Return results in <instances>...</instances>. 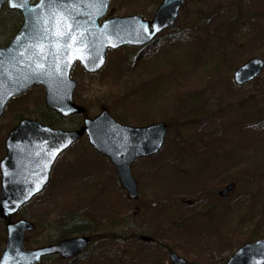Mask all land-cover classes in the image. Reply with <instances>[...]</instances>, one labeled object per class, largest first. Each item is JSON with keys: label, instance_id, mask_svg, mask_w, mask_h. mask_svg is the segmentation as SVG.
I'll return each mask as SVG.
<instances>
[{"label": "rangeland", "instance_id": "1", "mask_svg": "<svg viewBox=\"0 0 264 264\" xmlns=\"http://www.w3.org/2000/svg\"><path fill=\"white\" fill-rule=\"evenodd\" d=\"M162 1L113 0L108 17L137 14L145 20H150L155 16ZM187 1L179 22L174 29L160 36L159 45L154 52L147 53L145 49H126L108 54L107 64L102 73L90 76L78 68L72 73V79L78 82L74 102L86 108L91 118L100 113L101 107H105L117 122L120 120L126 125L137 126L133 118L146 110L149 122H167L170 130L159 155L150 161L134 163L136 164L132 167L134 174L139 177L142 175L140 177L142 184L140 182V186L138 184L140 198L137 202H130L128 209H123L124 214L110 218L101 210L94 208L79 209L82 211L75 213L86 221L89 231L96 228L100 235L107 233L123 237V245H117L115 242L104 243L99 250L100 245L96 244L88 252V254L94 252L99 256L110 252L113 260L120 258L115 264H167L169 251L198 264H225L238 249L236 247L239 244L238 239H242L240 235L235 234L233 228L239 229L240 232L242 229L241 236L248 237L250 231L247 227L252 221L253 223L256 221L258 225L255 234L259 237L256 239L264 240V205L261 203L264 202V182L262 186L256 187L251 176L242 171L231 170L232 162L236 158L235 152L239 149L243 153L242 157L249 163L264 162V126L259 124L260 119L264 120V70L258 80L248 83L245 87L238 88L232 84V75L236 67L251 58L264 59V0ZM210 11H213V16L209 14ZM7 15L5 11L3 21L0 23V47H5L9 43L20 25L19 19L15 20ZM235 37L239 42L234 48ZM202 41L206 46L205 55L200 61L198 59L200 53H196V50ZM180 55L181 57H178ZM127 56L134 61L137 60V68L124 69ZM175 57L177 62L182 60V66L177 70L171 68L176 64ZM151 62L153 66H150ZM163 67L170 70L166 76L173 74V79L154 84L152 81L156 76L160 77ZM214 67L216 70L213 72V78H210L211 74L207 73V70ZM203 69L204 73L201 74L200 71ZM141 73L146 77L144 86L149 85V88L153 89L151 95H155L149 103H146L145 95L141 96L143 92H136L138 91L136 80ZM190 94L196 97L190 99ZM180 97L185 99L182 104L185 108L178 112L176 104ZM230 97L234 98V102ZM43 101V90L34 88L29 94L9 103L4 117L0 120V159L5 153L3 145L6 136L20 119L45 121L43 116L46 110ZM227 105L231 106V110L224 114L227 117L226 125L236 131L241 130L240 133L256 126L253 133L261 138V143L256 144L252 138L247 139L248 132L245 136L246 141L239 145H229V136L232 132H228L224 142H218L219 145L215 143L217 137L223 134L222 122L225 121L221 115L212 120L209 116L215 109L225 108ZM199 107L200 110L203 109L204 114L196 112L197 115L191 116V111ZM78 122L81 123V119L74 118L57 122L56 126L74 129ZM181 130L185 131L183 135L186 140L201 138L207 145H211L216 155L213 163L209 160L212 168L210 166V170L204 171L206 173L202 180H206L205 186L202 187L204 198H199L197 194L200 191L198 184L197 188L192 186L185 191L176 190L182 194L177 196L176 208L166 211L170 217L167 222L169 225L167 223L160 225L159 219L156 218L158 211L152 207L157 200H165L166 194L163 197L160 189L169 194L175 186L190 184L196 171L195 168L189 170L186 165L182 166L180 163L173 169L171 167L173 157L181 144L179 137ZM202 133L205 137L201 136ZM195 148L201 154L205 146L199 144ZM220 150L224 152L219 153ZM188 153L192 155V152ZM225 161L227 163L222 165ZM54 168L51 183L45 188V192L35 197L14 218L37 223L36 232L28 235L29 249H37L48 242L57 241L60 237L57 227H60L62 221L69 216L67 209L65 210L57 199L58 194L63 192L59 189L60 177H67L75 184L76 189L88 190L86 188L88 184L94 185L97 191L104 190L108 196L114 187L113 167L94 155L85 139L60 156ZM157 168L159 172L151 176L149 180L151 183L148 184L145 173H153ZM230 182L236 183L235 190L228 198L217 200L219 190ZM245 197L251 201L245 200ZM166 199L171 200L172 197L168 196ZM241 199L243 205L241 203L237 207L231 206ZM178 201L181 202V206ZM187 201L191 204H186ZM202 201H207L206 207L200 205ZM258 205L263 207L260 208ZM165 206L161 205L164 209ZM168 207L167 205L166 210ZM137 208L139 212L134 214ZM78 217L76 219H79ZM215 223L219 228L212 226ZM5 236L4 224L0 221V254L4 249ZM142 237L155 241V245L147 242L143 244L140 240ZM198 241L200 247H195L194 243ZM204 241L205 243H202ZM89 256L82 257L76 264H84ZM55 261L56 258H51L42 264H55Z\"/></svg>", "mask_w": 264, "mask_h": 264}, {"label": "water", "instance_id": "2", "mask_svg": "<svg viewBox=\"0 0 264 264\" xmlns=\"http://www.w3.org/2000/svg\"><path fill=\"white\" fill-rule=\"evenodd\" d=\"M10 10H19L24 25L15 40L6 49H0V119L12 98L24 94L32 86H43L45 103L50 111L63 118L84 114V110L72 102L76 83L69 80L73 65L78 61L88 73L100 71L105 64V53L126 46H145L163 30L171 28L179 17L185 0H164L151 22L140 17L114 18L98 21L106 15L112 0H105L106 6L92 0H41L30 6L32 0H0V13L4 2ZM53 12L67 15L68 22L77 27L73 37L62 42L63 51L57 53L55 42H47L48 54L37 55L34 45L38 42L43 21H48ZM74 18V19H73ZM151 28V29H150ZM147 29V31L145 30ZM37 64L43 68L38 69ZM264 67L260 59L250 60L234 73V84L242 86L254 80ZM84 127L75 132L51 129L34 120H22L10 131L5 141L6 154L0 161V218L5 221V248L0 264H40L43 258L60 256L70 260L80 255L91 245L89 237H73L37 250H25V232H32L35 226L27 221L12 222V217L35 196L44 191L49 183L50 173L58 156L68 150L77 140L87 135L89 144L110 160L116 168L120 185L132 200L138 199V186L130 173L132 163L141 157L158 154L167 134L165 125H151L147 128L126 127L115 122L102 109L100 116L85 119ZM234 185L226 187L222 196L230 194ZM172 264H189L174 254ZM226 264H264V241L243 245Z\"/></svg>", "mask_w": 264, "mask_h": 264}, {"label": "trees", "instance_id": "3", "mask_svg": "<svg viewBox=\"0 0 264 264\" xmlns=\"http://www.w3.org/2000/svg\"><path fill=\"white\" fill-rule=\"evenodd\" d=\"M209 14L213 16V11H210ZM12 16L14 17L15 14H12ZM234 41H235V44H234V48H235V47H237L239 40H237V38L235 37ZM205 46H206L205 42L202 41V43L200 45H198V50H196V53L197 52L200 53L199 57L201 59H202V56L205 55ZM176 58L177 57H175V62H176L175 65H174V63H172V61H170V63H172L174 65L171 68H174L177 70L179 67L182 66V64H181L182 60L180 62H177ZM236 60H239V59L236 58ZM234 61L235 60H233V62ZM124 62L126 63V65H128V69L130 67H132V69L137 68V66L133 64L132 58H130L128 56L126 57ZM153 65L154 64L151 62L150 66H153ZM215 67L217 69V66H215ZM215 67H214V69L208 68V70H207V73L211 74V75H209L210 78H213V72L216 70ZM168 72H170L169 69L166 70L164 67L161 68L160 77L156 76V79H154L152 82L155 84V83L160 82V81L162 82L164 80L173 79V74L168 76V77L166 76L168 74ZM200 73L203 74L204 69L201 70ZM145 78L146 77L141 73L139 78L136 80L137 81L136 88L138 90L136 92L137 93L143 92L141 94V96L144 94V92H146L149 89V85L144 86ZM214 79H213V81H214ZM159 97L161 98L162 95L160 94ZM193 97H196V96L190 94V99H193ZM230 99L234 102L233 97H230ZM184 101H185V99L180 97L178 104H176V106H177L176 108L178 109V112H181L183 110V108H185L182 105L184 103ZM199 101H200V99H199ZM146 103H148V102H146ZM230 107L231 106L227 105L225 108H218V109H215L214 112L210 113L209 118L211 120L213 118H216L217 115H221V117L225 121V123L222 122V128H224L223 134H221V136L217 137V140L215 143L218 144V142H224L226 140L225 137H227L228 132H232V134L229 136V138H230L229 145L230 146L232 144L239 145L240 143H243L244 141H246L245 136H246L247 132L249 133L247 135V139L252 138L253 141H256V144H257V142H260L261 138L257 137L253 133L256 126H252V128H250L249 131H244L243 133H240L241 130L236 131L235 129L231 128L228 124L226 125V118L227 117H225L224 114L226 113L227 110H231ZM202 111H203V109L200 110V107H199V108L194 109L193 112L191 111L190 114H191V116H194V115H197L196 112L197 113H203ZM43 117H45V119H44L45 123H48V125H50V126L55 125L54 122L51 121L50 119H47L46 116H43ZM148 118H149V114H147V111L145 110V111L137 114V116H135V118H133V120H135V122H136L135 124H138V126H140V125H145L146 123H151V122H149ZM47 120H49L50 122ZM191 122L194 123V121H191ZM188 123H190V122H186V124H188ZM259 124L264 126V120L260 119ZM263 129H264V127H263ZM183 133H185L184 130H181L179 132L181 144H180L178 150L176 151L177 154H175L173 157L171 165L174 167H177L180 163L182 166L186 165L185 167H187L189 170L195 168L196 171H195V174L193 175L192 179L190 180L191 183L186 184V185L183 184V185L185 187H189L191 189L194 184H198L200 192L202 193V191H204L202 189V187L205 186L204 183L206 182V180L202 181L203 177H205V174H206L204 171L205 170L207 171V169L208 170L210 169L209 162L210 161L212 162L214 160L213 156L215 158V153L214 154L212 153L211 145L210 146L207 145V143L204 142V140H202L201 138L196 139V138L191 137L193 139V141L186 140ZM263 134H264V131H263ZM201 136L205 137V135L203 133ZM212 142H214V141H212ZM199 144H203L205 146V148H208V150H209L208 151L207 149H205L206 151L204 152L203 157L201 154L198 153V150H196V148H195V147H198ZM257 148L260 149L261 147H257ZM191 149H195V150L193 151ZM188 151L192 152V155H190L188 153ZM222 152H224V151L220 150L219 153H222ZM206 153L209 156L207 158L204 156ZM246 153H247V151H246ZM242 154L243 153L241 152L240 149L235 152L236 158L233 160L234 162H232L233 165H231V170L242 171V173L252 177V180L254 181L255 186L256 185L262 186V183L264 182V162L259 163L258 161H256V162H250L249 163L247 160H245V158L242 157L243 156ZM231 157H234V156L231 155ZM225 163H227V162L226 161L223 162L222 165H224ZM211 168H212V166H211ZM60 178H61L60 187H61V190L63 192H60L58 194L57 199L60 200V201H58V203L61 204V206L63 208H65V210L67 209L69 216L67 217L66 220L62 221L63 224L60 227H57L58 232L60 233L59 239L60 238H69V236L88 233L89 235L92 234L93 241H96L100 246H102V244L105 242H109V243L112 241L117 242L119 239H121L120 241H122L123 237L118 236V235H114V234L111 235V234H107V233L100 235L99 231H97L96 228H94L92 231L91 230L89 231V226L86 223V221L80 219L78 217V215L75 214V213H79V211H82L79 209H89V208H94V209L99 210V211L101 210V212L104 215H108L110 218L111 217H117V216L124 214L125 212L123 209H125V210L128 209L127 207L129 206L130 202L128 201L127 197H125L124 193L122 191H120V189H119L120 187H118L117 182L115 181V183H113L114 187L112 186L113 187L112 190H114V191L110 190V195L108 196V195H106L107 193L104 192V190L100 189L99 191H97V188H95L94 185L89 186V184H88L89 187L88 186L86 187V188H88V190L76 189L75 184L72 183L71 181H69V179L67 177L63 176ZM226 182H228V181H226ZM207 185L208 184H206V186ZM222 185H224V184H222ZM120 192H121V194H120ZM180 194H182V192H180ZM106 196H108V197L106 198ZM176 196H178V195L176 194L173 197H176ZM244 199L245 200L248 199L249 202L251 201V199H249L248 197H245ZM242 201H243V199L236 201V202H234L235 205L231 204V206L237 207L241 203L243 205L244 202H242ZM168 202L169 201L167 199H165V200L160 199V200H157V202H155V204L152 206V207H154V209L156 208V210L158 211L156 218L159 219L160 225H163V224L166 225V223L168 222V220L170 218L168 216V214H166V211H168V209H170V208H167V210H166V208L164 209L161 207V205H165ZM261 203H263V202L261 201ZM263 205H262V207H263ZM231 206H229V208H231ZM259 206H261V205H259ZM74 209H76L77 212H75ZM187 216H190V214H187ZM191 216H193V215H191ZM76 217H78L79 219H76ZM193 218H194V216H193ZM250 224H251V226H250ZM167 225H169V223H167ZM94 227H96L95 224H94ZM217 227L219 228V226H217ZM257 228H258V225L256 224V221L254 223H253V221L251 223H249L248 227H247V229H249V231H250L248 237L245 235L241 236L242 235L241 234L242 229L240 232L239 229L233 228L235 234L240 235L239 237L242 238L241 240L238 239L239 244L236 247L239 248L244 243L254 241V239L258 238L259 235L255 234ZM229 229H231V228H229ZM202 243H205V241ZM194 244H195V247H200L199 241L197 243H194ZM88 256L89 257L87 258V261L84 264H115V263H118L120 261V258H116L115 260L112 261L110 255L108 253L107 254L102 253L99 256V255H95L94 252L93 253L91 252L90 254H88ZM76 263H77V260L71 261L70 263H67V264H76ZM55 264H65V263H62V262L56 260Z\"/></svg>", "mask_w": 264, "mask_h": 264}, {"label": "snow or ice", "instance_id": "4", "mask_svg": "<svg viewBox=\"0 0 264 264\" xmlns=\"http://www.w3.org/2000/svg\"><path fill=\"white\" fill-rule=\"evenodd\" d=\"M93 3H100L103 6H106L105 0H92ZM27 0H25V4ZM41 3H44V0H41ZM52 0H49V7H52ZM74 19V18H73ZM44 27L40 30L37 39V43L34 45L38 49L37 55L45 57L48 54V45L45 41L51 43L55 42L58 54L60 51H63L62 42H66L69 39H73L74 42L78 43L80 38L79 36L73 37V29L77 27L73 23L68 22L67 15H61L60 13L53 12L48 21H43ZM147 31V29H145ZM38 69H42V64H37Z\"/></svg>", "mask_w": 264, "mask_h": 264}]
</instances>
